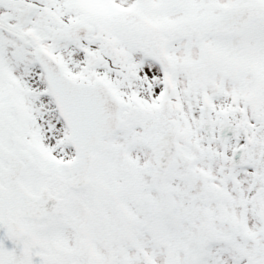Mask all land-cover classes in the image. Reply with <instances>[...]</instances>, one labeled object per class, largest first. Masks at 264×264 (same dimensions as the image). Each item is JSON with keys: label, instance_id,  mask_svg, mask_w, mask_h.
<instances>
[{"label": "snow or ice", "instance_id": "snow-or-ice-1", "mask_svg": "<svg viewBox=\"0 0 264 264\" xmlns=\"http://www.w3.org/2000/svg\"><path fill=\"white\" fill-rule=\"evenodd\" d=\"M0 264H264V0H0Z\"/></svg>", "mask_w": 264, "mask_h": 264}]
</instances>
